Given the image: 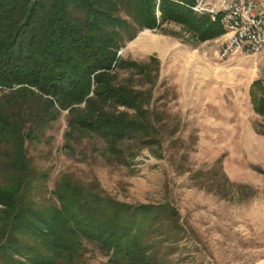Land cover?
Listing matches in <instances>:
<instances>
[{
    "label": "trees",
    "instance_id": "16d2710c",
    "mask_svg": "<svg viewBox=\"0 0 264 264\" xmlns=\"http://www.w3.org/2000/svg\"><path fill=\"white\" fill-rule=\"evenodd\" d=\"M189 1L0 0V84L7 87L0 91V264H86L91 252L108 264H166L152 237L180 229L168 202L129 203L95 178L70 174L49 190L48 173L32 164L25 141L66 110L69 153L83 139H100L105 162L127 165L158 142L149 108L157 59H124L118 51L165 22L196 42L224 34L220 16L196 14ZM124 69L149 86L120 80Z\"/></svg>",
    "mask_w": 264,
    "mask_h": 264
},
{
    "label": "rangeland",
    "instance_id": "374dc122",
    "mask_svg": "<svg viewBox=\"0 0 264 264\" xmlns=\"http://www.w3.org/2000/svg\"><path fill=\"white\" fill-rule=\"evenodd\" d=\"M220 38L196 42L181 25L165 22L120 48L124 59H157L149 108L161 139L131 163L105 162L100 139H83L69 153L66 110L25 141L32 164L48 173L49 190L70 174L95 178L122 201L168 202L180 229L168 239L159 231L152 237L166 264H264V176L253 169H264V134L257 131H264V51L220 59ZM118 78L149 86L129 69ZM87 254L86 264H108L96 252Z\"/></svg>",
    "mask_w": 264,
    "mask_h": 264
},
{
    "label": "built area",
    "instance_id": "2783aa9c",
    "mask_svg": "<svg viewBox=\"0 0 264 264\" xmlns=\"http://www.w3.org/2000/svg\"><path fill=\"white\" fill-rule=\"evenodd\" d=\"M199 8L214 9L221 21H229L234 29L233 42L217 47L218 58L224 59L236 52L264 51V3L258 0H190ZM252 28H260V36H252ZM13 85L12 89L18 87ZM7 87L0 84V91Z\"/></svg>",
    "mask_w": 264,
    "mask_h": 264
},
{
    "label": "bare ground",
    "instance_id": "6f19581e",
    "mask_svg": "<svg viewBox=\"0 0 264 264\" xmlns=\"http://www.w3.org/2000/svg\"><path fill=\"white\" fill-rule=\"evenodd\" d=\"M189 1V0H187ZM190 2V1H189ZM196 14H208L212 20H216L218 17V13L214 9H206V8H199L197 7L193 2L190 4H187ZM223 28H224V34L222 35L223 38L221 40L220 47H224L227 44H230L233 42L234 39V29L231 26V23L229 21H221ZM252 36H260V28H252Z\"/></svg>",
    "mask_w": 264,
    "mask_h": 264
},
{
    "label": "crops",
    "instance_id": "0c3cea01",
    "mask_svg": "<svg viewBox=\"0 0 264 264\" xmlns=\"http://www.w3.org/2000/svg\"><path fill=\"white\" fill-rule=\"evenodd\" d=\"M219 37H221L220 39H222L223 38L222 34Z\"/></svg>",
    "mask_w": 264,
    "mask_h": 264
}]
</instances>
